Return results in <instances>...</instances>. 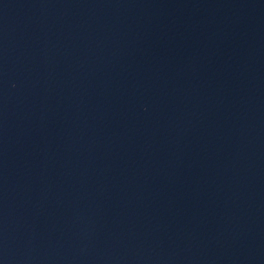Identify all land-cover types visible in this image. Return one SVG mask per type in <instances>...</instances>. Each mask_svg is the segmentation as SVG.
<instances>
[{
	"label": "water",
	"instance_id": "water-1",
	"mask_svg": "<svg viewBox=\"0 0 264 264\" xmlns=\"http://www.w3.org/2000/svg\"><path fill=\"white\" fill-rule=\"evenodd\" d=\"M0 264H264V0H0Z\"/></svg>",
	"mask_w": 264,
	"mask_h": 264
}]
</instances>
